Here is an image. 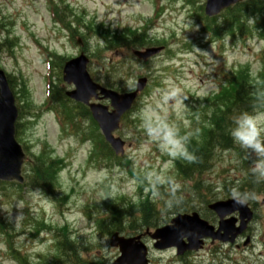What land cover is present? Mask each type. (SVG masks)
Here are the masks:
<instances>
[{
    "label": "rangeland",
    "instance_id": "1",
    "mask_svg": "<svg viewBox=\"0 0 264 264\" xmlns=\"http://www.w3.org/2000/svg\"><path fill=\"white\" fill-rule=\"evenodd\" d=\"M7 1L0 0V23L3 17L8 18L12 23L8 29L11 31V37L15 38H13L14 44L17 43L18 47L14 48V53L11 55L0 53V68L17 78L18 87L24 82L34 105L39 107L41 102H44L43 75L46 71L38 43L56 50L62 56L66 55L65 57L76 56L77 49L68 43L66 38L62 39L61 36L56 35L58 31L49 21L50 18L41 0V4L30 0H10L15 4L16 10L10 9L11 6ZM64 1L66 2L59 3V11L65 18L70 17V21L74 22V27L78 23L79 16L84 19L85 24L103 23L111 29L120 30L124 27L135 28L141 26L143 21L149 22L154 12L151 0ZM181 1L172 2L170 0L168 7L172 9L164 10L161 17L154 20L156 23H152L156 26L155 31L152 32L166 40L167 49L172 52L171 55L163 53L147 66H140L133 61L130 62L131 60L128 61L131 64L122 65L117 63L126 60L128 54L125 51H119L114 56L108 54L114 62L113 66L105 68L104 65L93 61L88 68L89 72L92 70L100 79L105 78L112 86L121 88H132L136 71L137 74H146L147 85H150L151 88L147 97L141 101L139 108L130 116V118H138L141 123H144L142 126H145V123L151 126L155 123H162L170 128H177L179 123L190 126L186 118L187 115H190L193 104L190 106V102L185 101L187 98L189 99V93L195 98L197 95V98L203 99L209 93L216 92L218 85L224 83L225 75L232 69L236 70L239 66L249 65L250 73L254 78L260 68L259 52L263 44L259 39H249L247 34L243 40H236L233 43L229 39H224L223 47L219 53V46L208 44L207 39L201 35V19L190 18L189 10L191 12L192 8L186 6L183 0ZM37 4L39 6H36ZM221 21L222 18L219 16L217 22ZM252 27L250 24L249 28ZM3 28L4 26L0 24V41L4 40L2 38ZM154 33H149V35ZM98 42L96 39L92 44L96 45ZM88 43L90 44V41ZM189 43L190 48H184V45ZM63 86L67 88L65 85ZM174 89H179L176 98L165 100V95ZM263 101L264 95L251 104ZM243 108L250 109V104L245 103L237 111ZM201 118L203 115H200L199 120ZM127 124V128H121L117 135L128 141L130 148L125 150V155L134 162V169L140 173H146V180L149 183L157 180L166 184L168 174L175 178L172 169L169 173L167 172L169 170L167 166L157 168L159 152L153 147L154 141L161 145L163 141L158 137L137 133L138 131L136 132V127L133 128L130 119ZM21 141L31 145V150L34 153L38 152L44 144L53 151V158H66L67 165L57 176L54 186L56 188H52L51 195L42 188L36 187L39 184L33 183L31 180L29 186L22 190L8 186L3 188L5 192H0V216L8 221V228L13 229L14 233L20 231L23 212L28 206L36 221L44 216V221L47 224L67 226V234L76 244V253H66L67 256L62 258L61 264H89L90 262H92L91 264H100L99 262L113 264L117 252L108 246L109 241L105 235L107 231L99 226L104 224L103 220H107L109 217L108 210L102 200L109 193L112 199L117 201V205L124 209L131 201L137 203L136 183L134 182L136 180L132 179L129 173L125 172V174L117 168L107 170L100 166V163L95 166L94 161H91L88 167L86 162L90 145H80L79 141L72 136L65 137L50 112H43L33 125L26 127ZM246 158L249 159V162L245 169L249 171V174L256 177L254 170L259 173V176L264 173V168L257 166L260 160H264V157H258L250 148L240 152L236 150L235 153L217 152L212 163L214 168L202 179L204 185H210L212 189L211 196L206 195V191L201 192L204 200L226 199L229 196L232 197L230 192L239 193L242 179L245 178L243 177L245 171L241 165H244ZM119 163L115 159L112 161L113 166L119 165ZM148 166L151 170H148ZM121 167L126 171L130 165L125 163ZM226 178L233 180L237 178V180L230 188V181ZM254 180H249L248 183H253ZM192 184L193 180L175 179L172 185H166L162 194L156 184L150 185V188L144 191V195H147L148 192L151 193L152 206L157 210V213L152 215V218L155 219L154 224L164 223L165 220H168L169 215L175 212L186 213L184 211L189 209L190 213L193 210L192 207L200 204ZM18 195L23 196L24 202L20 203L16 199ZM93 206L99 207L100 210L105 209L106 212L95 211L92 209ZM86 207H91L89 219L84 216V213H88ZM142 209H145V206ZM62 213H64L63 216H61ZM124 217L125 215H123V223L127 221ZM135 217L138 218V214L132 213V218ZM137 228L138 226H135L132 231ZM53 230L59 232L58 234L62 237L63 233L60 231V227L53 228ZM52 244L53 240L51 239L45 242L42 247L36 246V251L39 254L52 255ZM3 248V242L0 241V250L2 251ZM260 248L261 246L256 245L257 250ZM256 251L248 250V256L245 258L251 260L252 255L254 257L257 255ZM208 252L212 253L213 249ZM220 252H227L231 258H238L243 253L242 249L238 251L220 249ZM235 254L237 255L234 256ZM261 255L264 256V253ZM172 256V252L169 251H165L163 254L157 252V255H154L156 263L159 264H164ZM4 261L7 262L5 258ZM242 263L247 264L243 261ZM262 263H264V259L260 261V264Z\"/></svg>",
    "mask_w": 264,
    "mask_h": 264
},
{
    "label": "water",
    "instance_id": "2",
    "mask_svg": "<svg viewBox=\"0 0 264 264\" xmlns=\"http://www.w3.org/2000/svg\"><path fill=\"white\" fill-rule=\"evenodd\" d=\"M240 0H206V7H205V13L207 16L211 17L219 13L221 9H224L231 4H234ZM84 64L85 61L83 59L78 60L76 62L71 63L70 65H74V72L71 73L69 71V66L65 69V73L68 75L66 78V81L73 82L77 88L79 89L82 85V83L89 84V81L87 79V76L84 72ZM85 85V84H84ZM87 87V91H77L71 94H68L71 98H74L78 101L87 102L90 95L94 93V89L85 85ZM119 99L122 101H126L128 97H119ZM114 106L116 108V111L112 115H107L105 112V109H99L96 107H92L93 116L100 124L101 129L106 135L107 140L115 147L116 151H118L121 147L117 141H113L110 137V133L117 128V121L122 113V107L118 103L114 102ZM16 119V111L13 107V100L12 97L8 94L6 84L4 82V79L0 78V178L1 179H12L17 178L18 171L21 165L22 161V154L20 153L19 147L15 144L13 134H14V122ZM108 126V128H107ZM211 210L215 211L220 217H223V215L232 212V210H227L226 204L219 203L215 204L210 207ZM194 218L189 217H178L176 220H174V226L165 228L162 230H159L156 232V234L153 236L156 238H161L166 235V237H172L169 238L170 243L167 245H160V248H168V247H176L178 250H180V240L182 239V236H187L188 240L190 241V246L188 249H192L194 247V241H197L199 238L202 237H212L217 238L213 233L211 232V229L209 231L206 230L205 223H202L197 219L196 216H193ZM178 227L180 230L186 232H179L175 236L174 229ZM207 231L206 233H202L201 230L203 229ZM243 229V226L238 229L235 233L233 230V224L231 226H227L225 223H220V231H224L226 233V236L229 234L231 235L232 239L234 237L233 234L240 233ZM233 230V231H232ZM195 231H199L198 235H194ZM226 236L224 240H226ZM176 239V240H174ZM231 239V240H232ZM127 242V243H126ZM112 246L116 247L118 246L120 248V251L122 253V256L120 258V262H126L127 264H144L145 260V251L144 248L141 245H134L132 241H121L116 239V236L112 237ZM158 247V246H156ZM158 247V248H159ZM183 251V249L181 250ZM143 252V253H141Z\"/></svg>",
    "mask_w": 264,
    "mask_h": 264
},
{
    "label": "trees",
    "instance_id": "3",
    "mask_svg": "<svg viewBox=\"0 0 264 264\" xmlns=\"http://www.w3.org/2000/svg\"><path fill=\"white\" fill-rule=\"evenodd\" d=\"M202 6L196 8L194 17L201 19L203 23V31H210L216 37L220 35H227L234 39L236 36H241L242 33L251 34V30L247 26L248 17L250 14L261 15L258 20H255L253 28L260 29V37L264 39V0H248L247 2L238 5L232 9L225 11L222 14V21L217 22V17L208 19L203 16ZM9 38H7L6 41ZM258 84L244 71L238 69L235 74L227 78L226 87H222L219 92L209 97L206 101L207 113L210 114L209 122L214 127V134L209 133L208 138L201 147L200 152H194L191 161L186 168L191 170L198 169L202 166V163L207 162V153L205 150L209 146L217 145L227 147L232 145L229 128L234 127V118L239 115L240 111H237L239 107L245 103L250 104V109L253 108L254 101H257L262 95H264V72L258 76ZM259 105H264L263 102H258ZM247 108V111H250ZM237 111V112H236ZM206 113V114H207ZM229 130V131H228ZM144 203L143 205H146Z\"/></svg>",
    "mask_w": 264,
    "mask_h": 264
},
{
    "label": "clouds",
    "instance_id": "4",
    "mask_svg": "<svg viewBox=\"0 0 264 264\" xmlns=\"http://www.w3.org/2000/svg\"><path fill=\"white\" fill-rule=\"evenodd\" d=\"M178 92L179 89L168 92L165 100L175 99ZM234 125L230 131L233 142L242 149H252L258 157H264V112L241 113L234 118ZM148 132L149 135L163 141L162 150L168 152L169 155L181 156L187 160L192 159V155L182 144V138L178 136L175 128L158 123L156 127L149 128ZM257 166L264 168V160H260Z\"/></svg>",
    "mask_w": 264,
    "mask_h": 264
},
{
    "label": "flooded vegetation",
    "instance_id": "5",
    "mask_svg": "<svg viewBox=\"0 0 264 264\" xmlns=\"http://www.w3.org/2000/svg\"><path fill=\"white\" fill-rule=\"evenodd\" d=\"M263 196V195H262ZM257 197V196H256ZM256 200H257V198H254V200L253 199H251V204L253 205L252 206V208H253V211L254 212H261L262 211V207H264V204H258V205H256ZM263 200V199H262ZM263 202H264V200H263ZM204 220H206V221H208V222H210L212 225L215 223V218H214V216L213 217H205V218H203ZM244 239H249L250 238V233H249V231L248 230H246V232L244 233ZM239 240V239H238ZM207 243H210V245H215V244H219V245H222V244H220V243H212V242H206V244ZM224 246H230L229 244H226V245H224ZM235 248H239V246H237V245H235ZM221 264H224V263H221Z\"/></svg>",
    "mask_w": 264,
    "mask_h": 264
}]
</instances>
